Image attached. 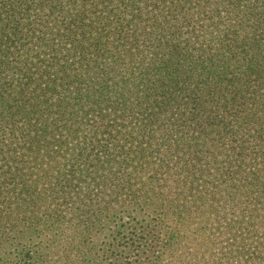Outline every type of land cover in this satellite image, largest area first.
I'll return each instance as SVG.
<instances>
[{
	"label": "trees",
	"instance_id": "16d2710c",
	"mask_svg": "<svg viewBox=\"0 0 264 264\" xmlns=\"http://www.w3.org/2000/svg\"><path fill=\"white\" fill-rule=\"evenodd\" d=\"M0 264H264V0H0Z\"/></svg>",
	"mask_w": 264,
	"mask_h": 264
}]
</instances>
